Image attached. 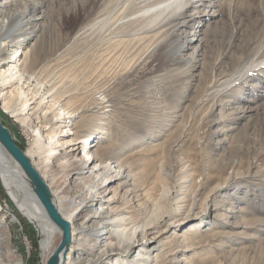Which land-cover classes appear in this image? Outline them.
<instances>
[{"label": "rangeland", "instance_id": "1", "mask_svg": "<svg viewBox=\"0 0 264 264\" xmlns=\"http://www.w3.org/2000/svg\"><path fill=\"white\" fill-rule=\"evenodd\" d=\"M19 1L41 6V18L21 27L35 31L28 43L41 58L24 86L44 94L52 87L47 75L54 76L60 104L82 110L71 121L78 134L98 123L97 134L106 124L102 146L114 153L161 144L147 160L134 159L152 202V228L140 226L142 238L154 241L143 246L161 245L153 264H264V0H214L211 12L200 0H175L138 36L127 21L174 0ZM114 35L122 54L101 75L100 57L115 49L108 48ZM140 36L147 40L137 45ZM191 38L198 42L188 46ZM98 102L107 107L92 108ZM0 122L26 153L32 136L1 105ZM0 220L8 235L3 262L42 264V235L1 179ZM111 259L117 256L104 263Z\"/></svg>", "mask_w": 264, "mask_h": 264}, {"label": "bare ground", "instance_id": "2", "mask_svg": "<svg viewBox=\"0 0 264 264\" xmlns=\"http://www.w3.org/2000/svg\"><path fill=\"white\" fill-rule=\"evenodd\" d=\"M200 1L199 6L211 12L214 0ZM19 3L21 9L13 11L11 7H17ZM175 4L174 0L164 7L145 11L127 23L136 27L134 35H141L158 20H163L166 12L172 11ZM40 9V4L29 1L0 0V105L32 136L31 148L24 154L55 196L57 211L69 225L72 244L69 243L71 246L60 253L59 264H153L152 261L161 252V245L143 246L145 242L154 241L142 238L144 234H141L140 226L143 221V231L152 228L149 213L152 202L150 188L142 187L137 181L138 171L134 159L141 156V159L147 160L146 155L152 154L161 144L147 142L122 154L114 153L112 148L102 146L109 136L106 124L102 123L101 127L104 128L97 134L93 131L99 129L98 123L86 129L84 134H78V126L71 121L82 110L72 108L67 103L60 104L62 100L56 98L61 82H54V76L47 75L52 85L47 93L42 94V87L30 89L24 86L36 74L34 70L41 58L34 50L37 44L28 43L35 37V31H22L21 27L37 22L41 18H36ZM114 38L108 48L115 49H105L101 54V75L111 72L122 54L116 50L121 47L122 40L116 39V35ZM143 40H147V36L133 39L137 45ZM188 42V46H191L198 42V38H191ZM66 94L67 91H63L61 97L68 96ZM46 98L51 101L45 102ZM105 104L98 102L92 108L100 110L107 107ZM46 105L47 109L43 112ZM57 134L67 139H59ZM81 145L84 146L83 150ZM81 151L82 156L78 158ZM0 179L18 211L33 221L40 231V247L45 252L42 264H46V259L60 242L58 236L61 231L47 216L27 177L1 146ZM118 191L122 194L117 198ZM6 230V222L0 220V264H19L18 260L3 262L2 254L6 253L8 236ZM97 243L99 247L94 252ZM137 247L141 249L135 251ZM109 255H115L117 259L104 263Z\"/></svg>", "mask_w": 264, "mask_h": 264}, {"label": "water", "instance_id": "3", "mask_svg": "<svg viewBox=\"0 0 264 264\" xmlns=\"http://www.w3.org/2000/svg\"><path fill=\"white\" fill-rule=\"evenodd\" d=\"M0 146L27 177L33 192L45 209L47 216L61 231L60 242L46 262V264H59L60 253L66 249L70 243L69 225L58 214L46 185L41 180L38 173L33 169L24 152L16 145L13 137L1 122Z\"/></svg>", "mask_w": 264, "mask_h": 264}, {"label": "trees", "instance_id": "4", "mask_svg": "<svg viewBox=\"0 0 264 264\" xmlns=\"http://www.w3.org/2000/svg\"><path fill=\"white\" fill-rule=\"evenodd\" d=\"M17 146L22 150V148L17 144Z\"/></svg>", "mask_w": 264, "mask_h": 264}]
</instances>
